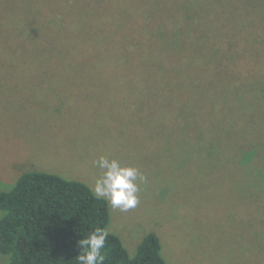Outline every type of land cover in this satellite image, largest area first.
Masks as SVG:
<instances>
[{"label":"rangeland","instance_id":"374dc122","mask_svg":"<svg viewBox=\"0 0 264 264\" xmlns=\"http://www.w3.org/2000/svg\"><path fill=\"white\" fill-rule=\"evenodd\" d=\"M55 1L54 13L33 19L48 10L42 0H0V191L26 170L91 189L97 172L92 162L109 154L147 176L135 209L108 206L107 229L129 256L152 233L165 264H264V165L239 162V144L262 143L247 129L260 112L262 93L245 100L237 97L234 82L220 88L224 113L238 120L210 156L191 142L187 125L177 126L188 109L177 92L164 89L159 95L151 85H133L122 75L124 66L121 81L111 83L112 69L102 75L98 63L102 51L112 47L114 26L132 30L127 23L134 17L150 20L143 24L150 32L158 14H169L185 47L193 43L192 34L204 38V26L219 25L225 38L243 21L252 26L254 1L238 2L230 20H218L214 11L220 3L207 6L205 0H130L137 16L129 15L128 0ZM119 4V19L107 25L97 19L98 8ZM210 37L217 40L213 32ZM156 41L151 39V54ZM255 72L264 77V63L263 71L256 67ZM5 258L0 255V264Z\"/></svg>","mask_w":264,"mask_h":264},{"label":"trees","instance_id":"16d2710c","mask_svg":"<svg viewBox=\"0 0 264 264\" xmlns=\"http://www.w3.org/2000/svg\"><path fill=\"white\" fill-rule=\"evenodd\" d=\"M42 1L48 10L33 19L54 13L56 1ZM128 1L129 15L137 16V5ZM244 1L205 0L207 6L220 3L214 11L218 20L233 19L236 5ZM253 1L255 21L252 26H244L243 21L235 29V35L227 33L230 42L228 36H221L223 29L216 24L213 29L204 26V38L192 34L193 43L182 47L181 35L172 31L174 21L167 13L157 15L150 32L144 25L152 22L146 21L142 15L127 23L135 26L133 31L125 30L126 26L119 27L120 24L114 26L112 47L99 56L100 72L103 75L109 66L113 71L110 81L115 83L121 81L119 67L124 66L122 75L133 85H151L159 95L164 89L177 92L181 102L188 107L183 113L184 118H178L177 126L184 129L187 125L191 142L211 156L214 147L220 145L222 134L234 131L238 120L224 113L220 88L234 82L238 87V98L255 99L261 93L260 97H264V77H256L255 72L256 67H262L263 71V11L259 7L260 0ZM98 9L96 17L105 25L114 17L117 20L122 16L120 4L117 9L115 5ZM174 13H171L173 18ZM29 21L31 19L26 21L27 25ZM43 22L41 19L40 25ZM210 32L216 34L217 40L210 37ZM154 37L158 41L152 46L157 47V51L151 54L150 42ZM95 40L101 41L100 38ZM114 73L115 79L112 78ZM242 82L244 86L240 88ZM263 99L257 105L260 112L247 125V129L252 130V139L262 143L239 144V162L252 167L264 165V150L261 151L264 149ZM10 185L9 189L0 191V255L6 257L5 264H79L78 241L93 228H107L110 221L107 202L96 199L91 189L80 181L66 180L41 170H26L6 187ZM160 249L156 235L149 233L137 244L131 257L120 238L110 233L103 251L105 264H165Z\"/></svg>","mask_w":264,"mask_h":264},{"label":"clouds","instance_id":"9594fccd","mask_svg":"<svg viewBox=\"0 0 264 264\" xmlns=\"http://www.w3.org/2000/svg\"><path fill=\"white\" fill-rule=\"evenodd\" d=\"M97 169L91 184L96 199L105 200L113 210L128 212L141 203L143 186L147 176L135 165L125 164L109 154L98 156L93 162ZM110 232L96 227L78 241L79 264H105L104 249Z\"/></svg>","mask_w":264,"mask_h":264}]
</instances>
